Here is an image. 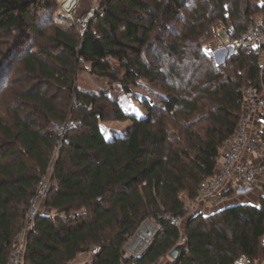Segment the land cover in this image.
I'll list each match as a JSON object with an SVG mask.
<instances>
[{"label": "trees", "instance_id": "16d2710c", "mask_svg": "<svg viewBox=\"0 0 264 264\" xmlns=\"http://www.w3.org/2000/svg\"><path fill=\"white\" fill-rule=\"evenodd\" d=\"M96 1L84 33L72 22L49 34L37 23L40 12L57 11L55 0H0V261L18 247L49 174L22 264H73L82 255L92 258L86 264H161L183 238L180 258L164 264H236L241 256L264 263V193L259 204L189 218L185 200L195 201L201 182L215 175L243 113L241 88L264 84L263 44L220 64L207 47L218 40L219 23L238 39L253 18L264 34V0ZM34 34L37 50L23 49ZM87 65L128 95L149 93L140 99L147 116L128 114L108 90L79 89ZM69 117L81 126L57 151L53 125ZM116 121L132 127L108 138L101 123ZM172 217L184 218L181 229ZM151 219L160 228L148 250L124 254Z\"/></svg>", "mask_w": 264, "mask_h": 264}, {"label": "built area", "instance_id": "2783aa9c", "mask_svg": "<svg viewBox=\"0 0 264 264\" xmlns=\"http://www.w3.org/2000/svg\"><path fill=\"white\" fill-rule=\"evenodd\" d=\"M78 4L66 11L68 18H73ZM94 17V10L90 12L88 17L79 20V24L83 26L82 33L85 32L88 23ZM261 21H256L250 18V26L243 35L234 39V31L231 25L218 26L216 31L218 41L221 42V47L229 49L233 53L242 50L245 47H255L259 44L264 45V34L261 27ZM259 69L264 70V51L260 55ZM262 73V72H261ZM264 74L262 73V78ZM242 98L240 104L243 109L242 116L235 132L230 136V140L220 150V158L215 170V175L206 178L199 186V195L193 201L192 214H200L206 211L216 209H226L232 207L233 204L246 200L249 196L264 192V84L261 88L254 85H245L241 88ZM81 126V122L69 117L63 124L55 123V128L60 136L58 142L60 150L63 145V139L68 133V130L73 127ZM39 183L37 195L32 200L30 211L28 214L26 227L18 238V247L13 251L7 263L0 264H22V255L25 246V237L27 233L34 227V223L40 214L41 207L46 201L49 192V174ZM189 211L188 207L186 208ZM178 228H182L184 218H170ZM149 221V220H148ZM146 221L143 228L137 234L139 237L145 227H152L147 235L148 239L143 240L139 245L136 243V238L129 243L126 248V255L140 257L144 254L153 242V238L158 230ZM186 238H183L180 243L183 245ZM100 248L95 247L91 251V255H96ZM1 253V250H0ZM236 264H253L252 260L247 256H241Z\"/></svg>", "mask_w": 264, "mask_h": 264}, {"label": "rangeland", "instance_id": "374dc122", "mask_svg": "<svg viewBox=\"0 0 264 264\" xmlns=\"http://www.w3.org/2000/svg\"><path fill=\"white\" fill-rule=\"evenodd\" d=\"M52 2L54 3V0H52ZM63 2H64V0H55V3L53 5L54 6L56 5V8H57L56 12H54L51 8L48 10H45L43 12H40L41 18H40L39 22L37 23L38 26L41 29H43L44 31H46V33L51 34V32H52L51 29H52L53 25H60V26L64 27L67 24H71L72 22H76L79 25V29L82 32L84 28L82 25L79 24L78 20L79 19L81 20L83 18L88 17L90 12L92 10H94L92 8L97 6L96 5L97 1L93 0V1L87 2V0H86V2H85V0H78V3H77L78 6L76 8V12L73 15V18L67 17L68 14H66ZM89 5L90 6L92 5V7H91V10L88 12V15L85 17L81 16L80 12L83 11V9L86 6L89 7ZM78 16H80V18ZM4 40H5V38L3 40L0 39V42H2ZM38 41H39L38 36L35 34L32 35L31 40L24 46L23 49H26L28 51H33V49L37 50V48H35V44L38 43ZM42 44L44 46H48V44L45 41H42ZM219 48H222V47H221V42H219L218 40L214 41V43H212L211 46L207 47L208 54L210 56L212 55L216 59L217 62H218V59L215 57V50H217ZM24 53L25 52H23V54ZM230 55H231L230 50H228L227 53L221 54V56L226 57V60H228V57ZM220 59H221L220 63H224L226 61L222 57ZM89 68H90V65H87L86 68L84 70H82L79 73L78 77L76 78L77 79V86L79 89L85 90V91H88L91 93H96V94H99L102 91L108 90L114 99L116 98L119 100L121 107L128 114L134 115L139 119L147 116V110L141 106L140 99L142 100L143 98L148 97L149 93H146V91L144 89H141V88H133L132 94L128 95L127 93H125V91H124V89L120 83L111 84L107 79L92 76L88 72ZM18 77H19V75H18ZM8 80L10 81L11 78H9ZM8 80L6 79L5 81L8 82ZM17 88H18V86H17ZM101 125L103 127V131L105 132V134L108 138H115V136L117 134L122 136L132 127L131 122H117V121L116 122L101 123ZM263 193L264 192H257V194L249 196L244 201H246V203L250 202V203H254V204H259L258 203L259 199L263 195ZM186 205L189 209V211H187L186 218L194 216L192 214V210L194 207L193 202L186 200ZM217 210H223V209H216L213 211L210 210V211L204 212L203 214H209L211 212H216ZM196 215H198V214H196ZM148 222H150L151 225H153V227H155L156 230H159L160 226H159L158 222H155L153 219L149 220ZM142 228H143V226L139 229V231ZM139 231L136 233L134 238H136L138 236L137 234H139ZM179 244H182V243H179ZM169 260H172L170 256H168L167 259L163 260V263L161 262V264H164ZM255 264H264V263L257 262Z\"/></svg>", "mask_w": 264, "mask_h": 264}, {"label": "bare ground", "instance_id": "6f19581e", "mask_svg": "<svg viewBox=\"0 0 264 264\" xmlns=\"http://www.w3.org/2000/svg\"><path fill=\"white\" fill-rule=\"evenodd\" d=\"M64 8L67 10V11H70L71 9H73L76 4L78 3V0H64ZM152 231V227L151 226H147L145 227V229L143 230V232L141 233V235L139 237L136 238V243L134 245H139L143 240H147L148 239V236L147 235L149 233V231Z\"/></svg>", "mask_w": 264, "mask_h": 264}, {"label": "crops", "instance_id": "0c3cea01", "mask_svg": "<svg viewBox=\"0 0 264 264\" xmlns=\"http://www.w3.org/2000/svg\"><path fill=\"white\" fill-rule=\"evenodd\" d=\"M223 24L222 23H219V24H217L216 26L218 27H220V26H222ZM229 49H225V48H219V49H217V50H215V57L218 59V62L217 63H219L220 64V58L222 57L224 60H226V57L224 56H221V54L222 53H227V51H228ZM230 53L231 54H233V52L232 51H230ZM226 55V54H225ZM185 200H187V198L185 197ZM92 258L91 257H89V255L88 256H86V255H82V256H79V258L73 263V264H86V263H88V261H90Z\"/></svg>", "mask_w": 264, "mask_h": 264}, {"label": "water", "instance_id": "95a60500", "mask_svg": "<svg viewBox=\"0 0 264 264\" xmlns=\"http://www.w3.org/2000/svg\"><path fill=\"white\" fill-rule=\"evenodd\" d=\"M183 248H184V245L179 244L169 253L170 257L173 261H176L180 258V255H181L180 253H181ZM124 254H126V250L124 251Z\"/></svg>", "mask_w": 264, "mask_h": 264}]
</instances>
